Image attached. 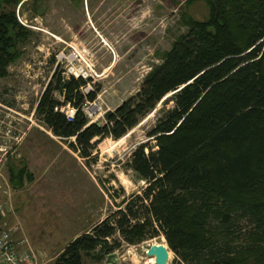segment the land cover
<instances>
[{"label": "trees", "instance_id": "trees-1", "mask_svg": "<svg viewBox=\"0 0 264 264\" xmlns=\"http://www.w3.org/2000/svg\"><path fill=\"white\" fill-rule=\"evenodd\" d=\"M41 1L31 0L34 10ZM207 1L208 19L187 20V32L138 91L101 123L84 112L97 96L82 92L87 82L53 73L37 114L84 160L158 104L163 110L147 133L153 145L137 146L128 164L144 183L141 193L73 239L51 264L100 263L121 242L160 236L182 264H264V0ZM20 3L26 1L0 0V78L28 37L14 12ZM65 106L74 110L72 119L60 111Z\"/></svg>", "mask_w": 264, "mask_h": 264}, {"label": "rangeland", "instance_id": "rangeland-1", "mask_svg": "<svg viewBox=\"0 0 264 264\" xmlns=\"http://www.w3.org/2000/svg\"><path fill=\"white\" fill-rule=\"evenodd\" d=\"M24 1L14 12L28 37L0 78V228L38 264H51L73 239L141 193L144 183L128 164L163 110L158 104L124 138L104 140L84 160L37 114L53 73L87 82L82 92L97 96L84 112L101 123L138 91L187 32V20L205 21L210 10L207 0H42L36 10ZM121 243L100 263L85 258L84 264H147L145 251L157 244L167 249L170 264H182L162 236Z\"/></svg>", "mask_w": 264, "mask_h": 264}, {"label": "built area", "instance_id": "built-area-1", "mask_svg": "<svg viewBox=\"0 0 264 264\" xmlns=\"http://www.w3.org/2000/svg\"><path fill=\"white\" fill-rule=\"evenodd\" d=\"M68 119H72L75 112L72 108L64 111ZM1 176V174H0ZM2 214L0 206V216ZM0 264H38L29 251L22 248V242L15 241L9 230L0 228Z\"/></svg>", "mask_w": 264, "mask_h": 264}, {"label": "water", "instance_id": "water-1", "mask_svg": "<svg viewBox=\"0 0 264 264\" xmlns=\"http://www.w3.org/2000/svg\"><path fill=\"white\" fill-rule=\"evenodd\" d=\"M148 258H154V264H167L168 252L163 245L151 246L145 251Z\"/></svg>", "mask_w": 264, "mask_h": 264}, {"label": "bare ground", "instance_id": "bare-ground-1", "mask_svg": "<svg viewBox=\"0 0 264 264\" xmlns=\"http://www.w3.org/2000/svg\"><path fill=\"white\" fill-rule=\"evenodd\" d=\"M124 138V137H123ZM164 241V240H163ZM157 244V243H156ZM159 244H161V243H159ZM163 244V243H162ZM158 245V244H157ZM169 256L170 255H168V262H167V264H170V262H169V260H170V258H169ZM147 264H154V258H149L148 260H147Z\"/></svg>", "mask_w": 264, "mask_h": 264}]
</instances>
